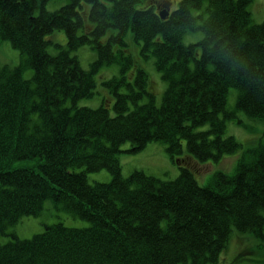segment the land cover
<instances>
[{
	"label": "trees",
	"instance_id": "obj_1",
	"mask_svg": "<svg viewBox=\"0 0 264 264\" xmlns=\"http://www.w3.org/2000/svg\"><path fill=\"white\" fill-rule=\"evenodd\" d=\"M53 1L0 0V40L20 53L18 63H0V236L11 237L0 264H217L234 230L264 240L263 141L235 173L216 171L206 186L196 179L201 163L242 148L225 137L237 111L264 120V22L253 23L254 0H65L49 11ZM199 30L198 42L184 43ZM58 31L65 45L55 43ZM131 38L167 83L160 106L147 73L134 71ZM87 45L97 58L84 69L72 53ZM113 64L120 72L99 82L114 104L105 96L98 108L80 106ZM155 142L172 161L197 164L183 163L174 179L138 168L126 177L132 158L121 155ZM102 170L111 180L90 183ZM48 201L89 226L54 222L29 239L8 232Z\"/></svg>",
	"mask_w": 264,
	"mask_h": 264
},
{
	"label": "rangeland",
	"instance_id": "obj_2",
	"mask_svg": "<svg viewBox=\"0 0 264 264\" xmlns=\"http://www.w3.org/2000/svg\"><path fill=\"white\" fill-rule=\"evenodd\" d=\"M178 2V1H177ZM175 3L174 8L177 6ZM65 0H55L48 4L49 11H56L64 6ZM252 15L253 23L260 24L264 22V0H254L249 6ZM131 36H129L130 38ZM56 44L65 45L67 42L66 35L62 31H58L53 35ZM202 38V31H189L184 39L185 44L198 42ZM56 46H52L51 53L58 52ZM141 45L132 40H128L127 54L134 58L136 68L143 69L149 76V91L155 95V102L158 106L161 105L163 94L166 90L167 83L162 79L161 74L156 70L154 59L151 57L145 59L140 53ZM79 58L80 64L84 69H89L90 65L96 60L97 54L90 46H84L73 52ZM20 60V53L14 49L9 42L0 40V63H16ZM18 63V62H17ZM120 72V67L116 64L103 67L95 76L98 80L95 88V96L92 99H85L80 102V106L86 105L91 108H98L101 106L102 98L108 96L111 106L115 102V96L110 92L106 86H102L100 82L105 79H110ZM25 76L30 78L33 74L31 69L25 71ZM100 81V82H99ZM107 88V89H106ZM237 90L231 89L228 95L227 108L230 110L236 109ZM143 100H141L142 102ZM145 101V100H144ZM114 114V111H111ZM208 128L204 126L198 130ZM234 136L243 146L235 154L225 155L218 163L208 161L197 166L196 179L201 186L209 184L212 176L216 171H223L227 174H233L236 171L238 160L240 156L258 147L264 142V120L251 119L245 113L237 111V118L233 121L227 122V130L225 137ZM130 144H126L123 148H129ZM186 150V143L184 145ZM248 150V151H247ZM243 153V154H242ZM179 156L175 161L169 157L166 150V145L161 142L150 144L144 151L136 155L122 154L123 161L132 158L131 164L125 161V171L123 174L127 177L129 174L138 168L146 170L148 174H157L161 179H174L177 173H180L179 166L183 163L186 167H193L197 164L193 159L182 162ZM176 163V164H175ZM168 168V169H167ZM81 169H77L80 171ZM128 170H131L130 172ZM129 172V173H128ZM173 176L175 177H172ZM155 176V175H154ZM157 176V177H158ZM90 183L108 182L111 180V175L108 171L102 170L88 175ZM54 222H62L68 227H87L89 223L85 220L73 216L67 210H57L52 201H48L44 212L38 217H24L17 225L8 227V232L15 233L22 239L32 238L34 235L43 232L45 225ZM11 240L9 236H0V243H6ZM238 240V241H235ZM236 251V252H235ZM217 264H264V240L256 239L254 236L244 235L234 230L229 246L225 252L222 253Z\"/></svg>",
	"mask_w": 264,
	"mask_h": 264
},
{
	"label": "water",
	"instance_id": "obj_3",
	"mask_svg": "<svg viewBox=\"0 0 264 264\" xmlns=\"http://www.w3.org/2000/svg\"><path fill=\"white\" fill-rule=\"evenodd\" d=\"M169 10H170V9H168V11H164V12H161V13H160V16H161L162 19H166V18L168 17Z\"/></svg>",
	"mask_w": 264,
	"mask_h": 264
}]
</instances>
